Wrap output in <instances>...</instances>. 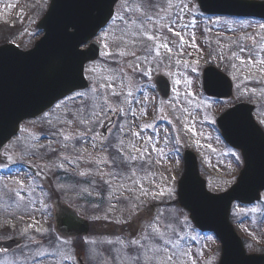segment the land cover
I'll return each mask as SVG.
<instances>
[{
	"label": "rangeland",
	"instance_id": "1",
	"mask_svg": "<svg viewBox=\"0 0 264 264\" xmlns=\"http://www.w3.org/2000/svg\"><path fill=\"white\" fill-rule=\"evenodd\" d=\"M123 2L124 0H121L115 7L114 16L124 14L121 10ZM8 4L15 5V7L7 8L6 5ZM47 5L48 0H0V41L2 39L9 40L23 49H29L33 42L40 38L41 31L36 29L35 23L39 20L41 11ZM194 6L197 7V4ZM31 11H34V13ZM189 21L192 23H189ZM3 23H9L11 28H7L5 32L1 31L4 27ZM184 23L188 24V27L184 30V35L186 39H189V46L185 48L184 54L174 57L170 65L165 61V65H161L159 68L154 67L150 80L140 76H132L131 72H128L125 81L127 85L125 91H133L135 98L143 101L147 108L148 114L136 121L137 124H152L158 126L160 129L176 132L180 139V144L177 146L178 153L171 159L160 158L153 153V158L159 159L160 162L153 164L148 180L141 181L145 184L146 188L150 189V195L143 197V200L146 203H152L151 192L157 190L148 181H154V184L159 185L160 190H165L166 193L170 190V195L157 196L156 202L160 204L159 211L163 212L165 216H175L177 218L172 227L175 228L179 236L196 237L194 241L191 239L187 240V243L192 246L191 259L195 261V264H216L220 253L218 241L211 235L206 236L199 233L198 230L196 231L193 228L191 220L188 219L187 211L182 210L176 203V181L179 176L177 172L181 169L179 165L180 161H182L180 155L184 149L190 147L196 156L199 157L200 162H205L204 164L207 166L205 169L207 187L214 193L227 189L234 180L232 179L234 175L231 173L237 167L234 158L236 154L227 144L223 143L216 124H212L211 121L216 120L224 107L233 104L236 100H241L257 105L256 119L261 121L264 126V73L257 71L255 67L237 71L231 65L235 63L239 66V61H229L227 58L220 59L217 53L223 51L226 55H230V52L235 50L234 46L231 45V41L237 40L240 36L244 35H255L257 43L264 44V28L260 27L264 25V22L262 23L242 16L214 15L212 17H205L199 9L192 16L186 17ZM112 25L113 21L101 31L96 39L101 43V57L94 64L88 65L85 71V75L91 84L94 80H102L109 75L106 69L117 67L111 58L104 55L106 51L117 50L113 42V31L115 28L120 27V22L116 20L114 27H110ZM230 29L234 31H230ZM193 33L195 39L191 40L190 38ZM165 35L169 40L175 41L178 39L171 33L166 32ZM218 41L219 43H217ZM105 43L109 44V49H105ZM192 44H195V47H192ZM121 50L126 49L122 46ZM241 55L247 60V53ZM260 57L264 58V52L260 53ZM176 58L181 60L180 65L175 64ZM130 61L131 58L129 57L127 61L123 62ZM185 61L192 66H196L197 72L192 73L190 69L185 68ZM197 61L198 64L196 63ZM211 63L232 80L234 94L231 99L215 102L212 99L208 100V97L202 92L201 76L203 68ZM92 69H95V72H92ZM169 73H172V75H169ZM178 73L180 75H177ZM159 74H162L171 84V96L168 98H161L156 93V85L153 82V78ZM175 79H181L182 83L174 85ZM186 80H190L191 84H186L184 82ZM173 88L179 91L182 101L185 98L186 92L190 91L194 101L200 103L201 107L198 110L196 116L197 123L195 125L196 131L200 135L194 136L192 132L186 131L183 125L175 119L181 113L173 112L170 106L175 96ZM138 90L141 91L138 92ZM145 97L148 99L145 100ZM82 103L83 101L80 99H66L60 102L61 108H54L53 111L47 113V116L44 114L39 120L25 124L22 134L15 139L12 145L5 148V153L13 152L15 148L24 151L27 161L39 165L40 171L44 173L43 179L46 181V185L43 191H41L42 189L38 190L42 184L38 181L33 183V179L31 180L25 172L21 171H17L19 175L15 176L14 179L8 176L3 177V184H0V230H3L6 225L9 230L12 229L10 231L7 229L6 233L2 231L0 239L19 236L24 238V243L16 250L7 253V255H0V264H77V255L75 253L84 248H87V257L81 258L82 264H113L111 256H116V250L121 248L118 238H124L125 243L127 242L128 234L126 229L116 227L112 223L115 219L125 218L120 211L122 205L116 204L113 201L116 206L112 211H109L107 192L101 195L104 202L101 208L96 207L95 201L90 206L82 202L80 200L81 196L94 200L95 196L100 195L93 194V196L89 197L86 194L71 190L70 186L74 181L69 179L67 182L59 181L58 177L63 178V175L67 172L71 175L75 171L74 167H69L65 164L67 171L55 168L53 165L62 161L57 159L55 154L44 155L45 152L49 151V148L44 146L56 147V140L51 135L50 125L47 121L51 119L55 123L57 117L63 118L65 112L63 106L65 104L72 111H75L76 107ZM136 107L137 115H139L140 105H136ZM159 109H163V113ZM192 110L196 111L194 105L192 106ZM205 116L207 119H204ZM169 121L172 123L170 124ZM173 125H175V128H173ZM57 127H64L66 134H73L72 129L68 126L57 125ZM101 129L102 127L97 126L95 129L96 133H100ZM136 130L139 131L140 129L137 128ZM76 131L80 132L83 129L78 128ZM144 135H151V129L144 130ZM209 144H211L214 151L208 148ZM159 146L163 147V143ZM82 150H86L87 153L93 152L90 143L76 144L74 149L70 145L68 151L58 149V152L61 156H68L71 159L77 152ZM180 152L181 154L179 155ZM4 164L1 166L3 171L6 169ZM87 167L89 166L85 165L82 161L81 170H86ZM101 168H103V165H101ZM57 172H61L62 175ZM16 181H23L26 188L31 186L35 189L32 194V199L35 202L34 205L27 204L28 197L26 193L24 201H20L15 197L12 190L19 187ZM14 183L16 186L13 185ZM49 183L57 185L58 189H60L57 193L62 197L65 204L73 207L80 215H86V219L91 217L94 220L92 223L94 234L91 237L82 239L76 236H73L74 238H65L56 235L54 240L48 237L49 233L53 232L47 223L49 218L48 209L50 210L51 206V197L48 194ZM127 183L130 185L131 181ZM61 185H63L62 189L60 188ZM125 195H128V193H125ZM136 195H139V193H136ZM262 195L260 203L249 206L236 203L232 206L231 210L230 217L235 229H238L239 235L245 237V249L249 253L262 252L264 250V193ZM138 203V201L133 200L129 204V207ZM24 205H27V207ZM253 208L256 209L255 212L252 211ZM93 217H98V219H93ZM164 222L166 221L161 222V228ZM30 237L34 238L38 242V245L30 244ZM108 241H112V243L109 244ZM182 243L184 242L182 241ZM217 249L219 252L216 251ZM37 252L42 253V255H37ZM109 253H111V256ZM122 257L123 253L118 257L116 264H127L126 261L122 260Z\"/></svg>",
	"mask_w": 264,
	"mask_h": 264
},
{
	"label": "snow or ice",
	"instance_id": "2",
	"mask_svg": "<svg viewBox=\"0 0 264 264\" xmlns=\"http://www.w3.org/2000/svg\"><path fill=\"white\" fill-rule=\"evenodd\" d=\"M195 4L196 0H124L121 4L123 15L113 16L112 12H109L102 23L97 25V27H102L109 24V21H113V25L110 27H114L116 20L120 22V27L113 31V42L117 50H109L104 53L106 57L112 59L117 67L106 69L109 75L85 86L87 91H76L75 96L68 97L72 100L78 98L83 101L75 111L65 104L63 118L57 117L55 123L51 119L47 121L50 125L51 135L56 140V147L44 146L49 148V151L44 155L55 154L57 159L62 161L54 164L55 168L65 169V164L74 167L75 171L69 176V179L74 181L70 186L71 190L89 197L93 194L102 195L107 192L109 211H112L116 204L122 205L120 211L125 218L115 219L112 223L116 227L126 229L127 242L125 243L124 238H118L121 248L116 250L117 255L111 256L109 253L113 264H116L121 253H123L122 260L127 264H195V261L191 259L192 246L187 243V240L194 241L196 237L179 236L175 228L172 227L177 218L165 216L163 212L159 211L160 204L156 202L157 196L170 195L171 191L168 190L166 193L165 190H160L159 185L154 184V181H148L157 190L151 192L152 203H146L143 200V197L150 195V189L146 188L141 181H147L151 175L153 164L160 162L159 159L153 158V153L157 157L171 159L178 153L177 146L180 144L178 133L160 129L152 124H137L136 121L148 114L147 108L143 101L135 98L133 91H125L128 72H131L132 76L150 80L154 67L159 68L161 65H165V61L170 65L174 57L184 54L185 48L189 46V39H186L184 35L188 24L184 21L186 17L199 11V7L194 6ZM245 6L254 7L255 5ZM6 7L13 8L15 5L8 4ZM259 7L264 8V3ZM189 23L192 22L189 21ZM68 26L77 27L75 24L66 25V27ZM260 27L264 28V25ZM230 31L234 30L230 29ZM166 32L178 39L169 40L165 35ZM95 34V30H93L89 35ZM87 39L88 37L85 36L79 40V43H86ZM190 39H195L194 33ZM231 45L235 50H232L230 55H226L223 51L217 53L220 59L239 61V66L235 63L231 65L237 71L255 67L257 71L264 73V58L260 57V53L264 52V44H258L255 35L240 36L237 40L231 41ZM122 46L126 50H121ZM191 46L195 47V44ZM104 47L109 49L110 46L105 43ZM93 50L94 46H89L86 52H75V50L74 52L77 57L88 58L89 52ZM243 53H247V60L241 55ZM129 57L131 58L130 62H123L127 61ZM196 63L198 64V61ZM175 64L180 65L181 60L176 58ZM184 67L190 69L192 73H196L198 70L196 66L190 65L186 61ZM71 71V68L66 69L67 73H71ZM91 71L95 72V69ZM184 82L191 84L190 80ZM181 83V79L174 80V85ZM78 87L81 86L73 85V90ZM173 91L175 96L170 106L173 112L181 113L175 119L183 125L186 131L192 132L194 136L200 135L195 127L196 116L201 107L200 103L194 101L190 91L186 92L183 101L180 99L179 91L175 88ZM136 105H140L139 115H137ZM193 105L196 111L192 110ZM54 108L59 109L61 105L56 104ZM159 111L163 113V109H159ZM45 115L47 116V113ZM230 115L231 113H224L220 117V121L226 122ZM204 119L207 117L205 116ZM169 123L172 122L169 121ZM211 123L216 124L217 121L212 120ZM57 125L70 127L73 134H66L65 128L57 127ZM97 126L102 127L103 131L96 133ZM221 127H224V123H221ZM78 128H82L83 131L77 132ZM137 128L140 130L137 131ZM148 128H152L153 132L146 136L144 130ZM84 143L91 144L92 153L82 150L69 159L68 156H61L58 152V149L68 151L70 145L74 149L76 144ZM161 143H163V147L159 146ZM208 148L214 151L211 144L208 145ZM3 157L0 164L12 160V157L7 154H3ZM234 158L238 165L239 157L235 156ZM82 161L89 166L86 170H81ZM4 166L7 165L4 164ZM105 169L107 170L105 171ZM65 171L67 170L65 169ZM14 175L18 176L19 173H14ZM128 181H131L130 185L127 183ZM16 183L19 184V187L12 190L15 197L24 201L26 193L27 204L34 205L32 194L35 189L31 186L26 188L23 181H16ZM60 188L62 189L63 185ZM58 190L60 189L56 184L49 183L48 194L50 197L56 195ZM133 200L139 203L129 207ZM252 211L255 212L256 209L253 208ZM153 213L155 214L153 215ZM93 219H98V217H93ZM146 220L147 222H145ZM162 221L166 222L161 228ZM29 242L38 245L34 238L30 237ZM108 243L111 244L112 241H108ZM73 247L75 252V244ZM75 254L77 255V264H81V258L87 257V248L81 249ZM37 255H42V253L37 252Z\"/></svg>",
	"mask_w": 264,
	"mask_h": 264
},
{
	"label": "water",
	"instance_id": "3",
	"mask_svg": "<svg viewBox=\"0 0 264 264\" xmlns=\"http://www.w3.org/2000/svg\"><path fill=\"white\" fill-rule=\"evenodd\" d=\"M117 0H115L116 2ZM113 0H50L49 9L37 23L44 36L28 52L8 44L0 46V149L17 133L23 118L43 113L56 100L74 91L73 85L84 88V63L97 57V45L88 58L77 57L75 52H86L79 40L94 35L109 12L113 14ZM206 13L258 16L264 18V1L255 0H197ZM203 5L202 7L200 5ZM245 5H255L246 7ZM75 24L77 27L66 25ZM79 29V31H78ZM75 50V52H74ZM82 65V67H81ZM71 68V73L66 69ZM203 88L208 95L229 96L230 81L217 70L206 68ZM158 91L169 95V83L155 80ZM77 89V88H76ZM231 113L226 122L217 123L224 140L243 154L244 167L237 182L227 192L211 194L198 176L195 157L184 153V172L177 184L179 205L189 211V217L202 231H211L221 240L219 264H264V255H246L241 240L229 222L233 201L251 203L260 200L264 189V134L255 124L249 105L237 104L225 113ZM224 123V127H221ZM63 236L80 235L86 225L71 211L63 210L56 224ZM21 243V239L0 242V251L6 252Z\"/></svg>",
	"mask_w": 264,
	"mask_h": 264
}]
</instances>
